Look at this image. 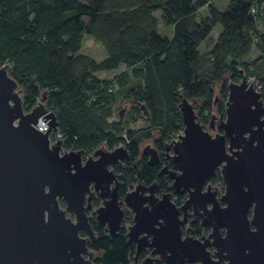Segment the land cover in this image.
Here are the masks:
<instances>
[{
    "label": "water",
    "instance_id": "95a60500",
    "mask_svg": "<svg viewBox=\"0 0 264 264\" xmlns=\"http://www.w3.org/2000/svg\"><path fill=\"white\" fill-rule=\"evenodd\" d=\"M240 71V80L227 85L225 119L212 115L207 129L181 98L182 134L164 143L176 170L165 161L157 175L171 182V191L161 192L155 181L136 180L125 146L67 151L61 137L50 144L58 127L45 106L47 90L26 112L22 90L8 66H0V264H95L92 223L110 237L125 228L126 245L134 248L129 264H264V106L253 90L263 82L248 85ZM214 83L213 110L221 101V82ZM40 119L44 133L35 128ZM147 149L141 152L148 163L157 164V150ZM220 165L225 192L217 199V188L202 189ZM184 193L177 206L172 196ZM191 216L211 233L195 238Z\"/></svg>",
    "mask_w": 264,
    "mask_h": 264
},
{
    "label": "trees",
    "instance_id": "16d2710c",
    "mask_svg": "<svg viewBox=\"0 0 264 264\" xmlns=\"http://www.w3.org/2000/svg\"><path fill=\"white\" fill-rule=\"evenodd\" d=\"M263 6L264 0H228L224 10L215 0H0V66H8L22 90L26 112L47 90L45 106L56 116L64 150L92 152L124 144L132 164L153 131L162 151L181 132L182 97L199 103V120L207 123L214 82H223L221 101L214 103L222 111L228 85L222 76L229 72L230 82H238L253 47L263 63ZM203 8L207 14L199 17ZM160 23L171 28L170 36L160 34ZM217 25L221 30L213 40ZM85 36L103 47L102 60L81 52ZM109 72L118 73L98 76ZM121 96L131 101V120L143 118L140 106L146 108L148 128L133 131L113 120ZM136 165L137 181L148 186L159 180L160 191H167L156 167L144 157ZM92 227L96 239L88 247L95 264L131 262L134 248L126 245L125 228L110 237L96 223Z\"/></svg>",
    "mask_w": 264,
    "mask_h": 264
},
{
    "label": "rangeland",
    "instance_id": "374dc122",
    "mask_svg": "<svg viewBox=\"0 0 264 264\" xmlns=\"http://www.w3.org/2000/svg\"><path fill=\"white\" fill-rule=\"evenodd\" d=\"M225 1L227 2L228 0H225ZM215 2L217 3L216 6L220 10H224L226 8V5L224 4L223 0H215ZM198 13H199L198 14L199 17L206 16V12L203 10H200ZM156 15L158 16V14H156ZM259 30L260 31L264 30V26H262V24L259 25ZM159 32H160V34L165 35L168 33V30L165 29L160 23L159 24ZM214 34H215V32H214ZM81 52L84 54L90 55L91 57H93L97 61H99L105 57V51H104L103 47L99 43H97L91 36H85L84 37L83 42H82ZM201 52L203 54L207 52L205 45L201 47ZM243 62H244V64H243L244 70L243 69H241V70H243L246 77H251V78H254L255 81L258 80L260 82H263L262 84H260V86L262 87V94H263V99H264V60L262 63V61L260 60V52L257 50V48L253 47L251 54ZM117 73H114V74H117ZM238 74H239L238 76H240L241 71H239ZM100 75L101 74H99L98 76L102 79L112 78V76L105 78V77L100 76ZM230 77H231V75L229 76V80L228 79H224V80H226L227 83H229V81H231ZM222 84H223V82H221L220 88L218 90L219 95H220V90H221ZM191 103H192L194 109L196 108L195 110H196L197 115H198L199 110L197 108L199 107V103L197 101H194V100H192ZM131 106H132L131 101L124 99V97L121 96L117 100V102L114 104L113 120L115 119V122H117V123H118V121H120V123H118V125H121V126H124L125 124H127V127L133 131H139V130H143V129L148 128L149 124L146 120L143 119V118H145L144 115H142L143 118L140 117L137 120H131V118H130ZM121 110H123V114L121 116V120H119L120 119L119 118V112ZM212 113H213V115L217 114V109L214 108ZM212 113H211V116H212ZM204 116H206V114ZM211 116L208 119V122L206 124L202 123L204 125V128H208V123L211 120ZM122 137L125 141H127V139L125 138V134H123ZM157 139H158V133L156 131H153L151 133V138L144 139L141 142V144L139 145L140 155H141V151L144 149L145 146L154 147V145H153L154 141ZM94 255H95V253H94ZM131 261H132V259H131Z\"/></svg>",
    "mask_w": 264,
    "mask_h": 264
},
{
    "label": "flooded vegetation",
    "instance_id": "af4514ba",
    "mask_svg": "<svg viewBox=\"0 0 264 264\" xmlns=\"http://www.w3.org/2000/svg\"><path fill=\"white\" fill-rule=\"evenodd\" d=\"M244 73V72H243ZM245 74V73H244ZM245 80H246V75H245ZM247 81V80H246ZM258 94H260V98H261V102H262V105L264 104V99H263V94L262 93H258ZM226 99H227V96H226ZM225 102H226V100L224 101V108H223V110L222 111H218L217 110V116H220L221 114V117H222V119L224 120L225 119ZM264 106V105H263ZM212 115H213V113H212ZM215 115V114H214ZM203 124H206V123H203ZM208 125H209V123H208ZM203 127H204V125H203ZM204 129H207V128H204ZM215 131H216V134H222L223 132H222V130L220 129V127H219V121L218 120H216L215 121ZM154 147L153 148H155L156 150H157V152H158V160H157V164H153V165H150L148 162H149V153H148V149H147V146H145L144 147V149L146 148L147 150V153L148 154H143L142 152H141V155L139 156V158L137 159V161H135L136 163L137 162H139L140 161V159L141 158H145V160H146V162H147V164L148 165H150V166H154V167H156L157 168V170H158V172L160 171V169L161 168H163V167H165L166 166V163H167V168L169 169V170H176V167H175V165L172 163V161L171 160H169V159H165V157H166V155H165V150H158V148H157V145L155 144V141H154ZM230 156H232V154L231 153H229V152H227ZM165 161H166V163H165ZM137 166V165H136ZM220 170H221V165L220 166H218L217 167V169H216V172H215V175L210 179V181L208 182V183H206L204 186H203V189H202V192H206L207 191V185L209 184L210 185V188H217L216 189V194H215V197L217 198V199H220L221 197H222V195L224 194V192H225V186H224V183H223V181H222V177H221V173H220ZM158 172H157V174H158ZM159 178L161 177V178H166L164 175H157ZM166 181H167V183H168V189H167V191H165V192H168V191H171V182L168 180V179H166ZM139 182V181H138ZM157 184H158V182H159V180H157V181H155ZM141 183V182H140ZM219 183H220V185H221V187L219 188ZM159 185V184H158ZM176 196V201H174V203L177 205V206H179V203H180V205L183 203V201L186 199V197H187V195L184 193V194H180V195H175ZM251 215H252V207H250L249 208V210H248V217L250 218L251 217ZM188 220H189V223L187 224V226L188 227H190L192 230H193V236L195 237V238H200L201 237V235H202V233H203V236L204 237H206L207 235H209L210 233H211V230H209V229H207V228H201L200 226H199V220L196 218V217H193V216H191V217H189L188 218ZM220 233H221V235L222 236H225V232H224V230L223 229H220ZM184 236H185V234H184Z\"/></svg>",
    "mask_w": 264,
    "mask_h": 264
},
{
    "label": "built area",
    "instance_id": "2783aa9c",
    "mask_svg": "<svg viewBox=\"0 0 264 264\" xmlns=\"http://www.w3.org/2000/svg\"><path fill=\"white\" fill-rule=\"evenodd\" d=\"M246 80L249 82L248 85H250L251 83H253L255 81L254 78H251V77H246ZM253 90L256 93H262V87L260 85L255 87V88H253ZM35 128L39 132L44 133L47 130V125L40 119L38 121L37 125L35 126ZM182 131H183V129L172 140H177V137L182 134ZM58 137H61V136L57 132L52 133L51 136H50V144L55 143L57 141ZM58 139L62 140L61 138H58ZM119 146H125V145L124 144H120ZM172 201L173 202L176 201V196L175 195L172 196Z\"/></svg>",
    "mask_w": 264,
    "mask_h": 264
},
{
    "label": "crops",
    "instance_id": "0c3cea01",
    "mask_svg": "<svg viewBox=\"0 0 264 264\" xmlns=\"http://www.w3.org/2000/svg\"><path fill=\"white\" fill-rule=\"evenodd\" d=\"M224 1V4L225 5H227V2L225 1V0H223ZM217 3L215 2V5H216ZM224 5V6H225ZM203 11H205L206 12V14H207V11H206V9L205 8H203L202 9ZM167 30H168V35L170 36V31H171V28H167ZM220 26L219 25H217L215 28H214V30L212 31V33H211V38L213 39V40H215L216 38H217V36H218V34L220 33ZM214 32H215V34H214ZM102 60V59H101ZM115 72H109V73H103V74H101L100 76H103V77H105V78H107V77H109V76H114L115 74H114ZM108 79V78H107Z\"/></svg>",
    "mask_w": 264,
    "mask_h": 264
},
{
    "label": "bare ground",
    "instance_id": "6f19581e",
    "mask_svg": "<svg viewBox=\"0 0 264 264\" xmlns=\"http://www.w3.org/2000/svg\"><path fill=\"white\" fill-rule=\"evenodd\" d=\"M106 147V146H105ZM118 147V146H117Z\"/></svg>",
    "mask_w": 264,
    "mask_h": 264
}]
</instances>
